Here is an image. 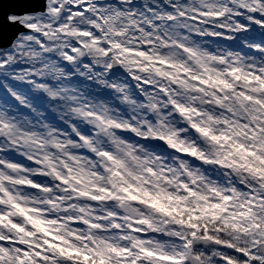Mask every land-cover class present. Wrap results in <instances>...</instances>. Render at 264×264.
I'll return each instance as SVG.
<instances>
[{
	"label": "snow or ice",
	"instance_id": "snow-or-ice-1",
	"mask_svg": "<svg viewBox=\"0 0 264 264\" xmlns=\"http://www.w3.org/2000/svg\"><path fill=\"white\" fill-rule=\"evenodd\" d=\"M0 264H264V0H0Z\"/></svg>",
	"mask_w": 264,
	"mask_h": 264
}]
</instances>
